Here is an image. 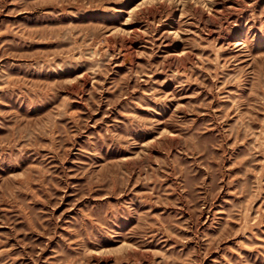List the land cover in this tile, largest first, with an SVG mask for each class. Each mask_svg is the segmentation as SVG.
Masks as SVG:
<instances>
[{"label":"rangeland","instance_id":"374dc122","mask_svg":"<svg viewBox=\"0 0 264 264\" xmlns=\"http://www.w3.org/2000/svg\"><path fill=\"white\" fill-rule=\"evenodd\" d=\"M0 264H264V0H0Z\"/></svg>","mask_w":264,"mask_h":264}]
</instances>
